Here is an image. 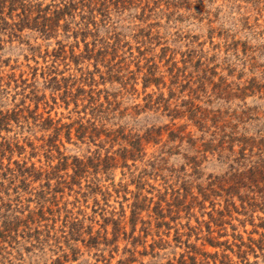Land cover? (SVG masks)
Masks as SVG:
<instances>
[{
    "label": "rangeland",
    "instance_id": "rangeland-1",
    "mask_svg": "<svg viewBox=\"0 0 264 264\" xmlns=\"http://www.w3.org/2000/svg\"><path fill=\"white\" fill-rule=\"evenodd\" d=\"M75 6L48 38L0 13V110L17 111L0 131V228H15L0 264H167L190 246L199 264H264V176L231 185L264 164V0ZM74 157L93 160L76 178Z\"/></svg>",
    "mask_w": 264,
    "mask_h": 264
},
{
    "label": "trees",
    "instance_id": "trees-1",
    "mask_svg": "<svg viewBox=\"0 0 264 264\" xmlns=\"http://www.w3.org/2000/svg\"><path fill=\"white\" fill-rule=\"evenodd\" d=\"M63 5H57L55 6L54 9H51L50 6H47L45 8H40L38 5L36 6L35 4L31 3L30 1L27 0H0V13L1 16H3L5 13V17L7 16L12 17L15 14L20 16V20L17 22L19 25L20 30H23L25 28H30V29H35L38 32H40L42 35L46 36L45 38H48L52 35H54L57 32V29L62 26L61 21L64 19H67L68 16H72L74 14V9H75V0H64ZM33 6L38 8L37 10L33 9ZM18 11V12H17ZM35 13L36 16H33ZM147 73H145V78H147ZM65 78H59L58 74H55L54 76H51L49 78V82L51 83V87L56 90L60 91L61 94L58 93V96L65 101V103H69L67 101L68 98V90L65 89L63 90V80ZM151 80V79H150ZM148 82L145 80V87L148 86ZM31 97H33L34 101L39 100V94L36 91H31ZM74 97V96H73ZM17 111L14 110H0V131L1 130H10L12 127V124L14 120L16 119ZM46 127L49 126V119L45 120ZM52 123V122H51ZM55 134H58L59 128H54ZM67 135H70L67 133ZM53 136V135H52ZM140 140L141 139H136V140H129L130 145L132 148L125 147L122 149L124 154H122L123 158L125 160L128 159V157H131L132 159L135 157L136 151L141 150L142 146L140 145ZM6 145L5 141H0V152L5 151ZM9 149H12V145H9ZM129 154V155H126ZM51 155V154H48ZM125 155V156H124ZM53 156V155H52ZM90 163L93 164V160L88 159ZM264 161V160H263ZM68 157H62L59 158L58 163L54 166L56 167L54 169V172L57 171L58 168L62 167L65 168L68 165ZM88 161H84L80 157H74L72 166L75 171L74 178L77 176H80L83 174L84 170L87 168L92 167V164L89 166L87 163ZM262 162V161H261ZM258 163L255 166H252L248 170H245L244 172H238L237 174L239 177H237L236 183L233 182L231 185L233 189L239 190L241 186H249L250 182H253L251 178H246V175H249V177H253L255 180L258 179V177L264 176V164L263 163ZM26 172L32 173V168L27 167L25 169ZM250 180V182H249ZM42 218V217H40ZM131 221L134 223L135 221V214H133ZM15 230L13 227V224L8 225V222H6L4 229L2 230L0 228V235L1 237L6 233V232H12ZM79 228H72L73 234H77L79 232ZM207 241L211 243L214 246L220 245L221 242H215L213 238H210L208 236ZM191 249H193L192 252H194V249H197L196 246H190ZM189 253L188 258H186L185 254H182L179 259H177V262L174 261H168L167 264H199L198 258L196 253ZM207 255V254H206ZM212 257H217V252L214 254H210ZM216 260V259H215Z\"/></svg>",
    "mask_w": 264,
    "mask_h": 264
}]
</instances>
